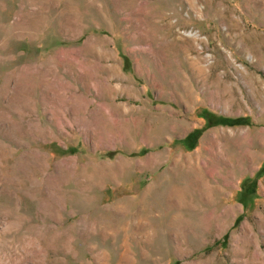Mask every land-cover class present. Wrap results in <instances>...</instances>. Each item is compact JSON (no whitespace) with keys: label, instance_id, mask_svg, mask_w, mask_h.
<instances>
[{"label":"rangeland","instance_id":"rangeland-1","mask_svg":"<svg viewBox=\"0 0 264 264\" xmlns=\"http://www.w3.org/2000/svg\"><path fill=\"white\" fill-rule=\"evenodd\" d=\"M0 264H264V0H0Z\"/></svg>","mask_w":264,"mask_h":264},{"label":"trees","instance_id":"trees-1","mask_svg":"<svg viewBox=\"0 0 264 264\" xmlns=\"http://www.w3.org/2000/svg\"><path fill=\"white\" fill-rule=\"evenodd\" d=\"M116 154H117L116 151H108L106 155L112 157V156H114Z\"/></svg>","mask_w":264,"mask_h":264},{"label":"bare ground","instance_id":"bare-ground-1","mask_svg":"<svg viewBox=\"0 0 264 264\" xmlns=\"http://www.w3.org/2000/svg\"><path fill=\"white\" fill-rule=\"evenodd\" d=\"M218 133V132H217ZM214 136V135H213ZM257 137H259V135L258 134H255V138L254 139H256V140H258V138ZM213 139V138H212ZM216 139H217V136H216ZM215 138L213 139V142L216 140ZM218 140V139H217ZM260 140V139H259ZM217 142V141H216ZM252 142V141H251Z\"/></svg>","mask_w":264,"mask_h":264}]
</instances>
